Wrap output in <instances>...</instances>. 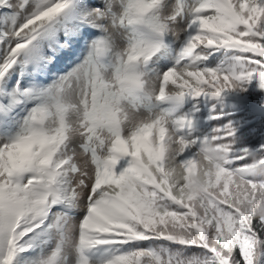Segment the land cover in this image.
I'll use <instances>...</instances> for the list:
<instances>
[{
    "label": "snow or ice",
    "instance_id": "obj_1",
    "mask_svg": "<svg viewBox=\"0 0 264 264\" xmlns=\"http://www.w3.org/2000/svg\"><path fill=\"white\" fill-rule=\"evenodd\" d=\"M260 119L264 0H0V264H264Z\"/></svg>",
    "mask_w": 264,
    "mask_h": 264
},
{
    "label": "trees",
    "instance_id": "obj_2",
    "mask_svg": "<svg viewBox=\"0 0 264 264\" xmlns=\"http://www.w3.org/2000/svg\"><path fill=\"white\" fill-rule=\"evenodd\" d=\"M259 95V93H257V95L254 96H249L250 98L254 99L255 102L259 103L257 100V96ZM252 126L255 127H260L261 125H264V119H260V120H252L251 121ZM244 127V126H243ZM258 135V134H257ZM256 141L253 140L252 143H255Z\"/></svg>",
    "mask_w": 264,
    "mask_h": 264
},
{
    "label": "rangeland",
    "instance_id": "obj_3",
    "mask_svg": "<svg viewBox=\"0 0 264 264\" xmlns=\"http://www.w3.org/2000/svg\"><path fill=\"white\" fill-rule=\"evenodd\" d=\"M93 31H96V29H92ZM250 99V97H248ZM252 99V98H251ZM254 100V99H253Z\"/></svg>",
    "mask_w": 264,
    "mask_h": 264
}]
</instances>
